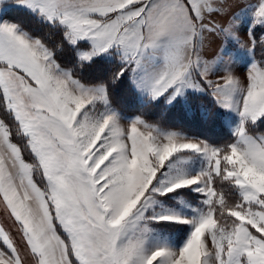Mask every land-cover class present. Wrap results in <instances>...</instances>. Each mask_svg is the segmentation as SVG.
<instances>
[{
    "label": "snow or ice",
    "instance_id": "6c2138e0",
    "mask_svg": "<svg viewBox=\"0 0 264 264\" xmlns=\"http://www.w3.org/2000/svg\"><path fill=\"white\" fill-rule=\"evenodd\" d=\"M0 264H264V0H0Z\"/></svg>",
    "mask_w": 264,
    "mask_h": 264
}]
</instances>
